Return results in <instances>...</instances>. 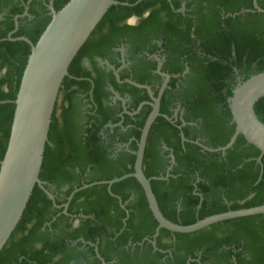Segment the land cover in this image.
Wrapping results in <instances>:
<instances>
[{
    "label": "trees",
    "instance_id": "16d2710c",
    "mask_svg": "<svg viewBox=\"0 0 264 264\" xmlns=\"http://www.w3.org/2000/svg\"><path fill=\"white\" fill-rule=\"evenodd\" d=\"M49 1L0 0V161L30 54L26 42L8 40V35L25 36L35 44L51 20ZM68 1L53 0V7L58 11ZM118 1L129 5H112L77 52L51 117L39 178L57 205L67 202V213L35 185L0 250V264H80L91 257L90 264H101L87 242L97 244L106 264H264V213L191 233L160 228L153 238L158 223L139 182L130 176L108 190L106 181L134 171V152L151 107L144 105L134 119L125 115L121 126L106 127L119 121L117 110L104 104L109 92L101 75L92 76L81 65L86 57L98 71L96 57L106 58L111 48L128 43L130 60L137 59L132 70L120 73L121 80L151 85L156 95L162 79L152 75L156 61L146 55L158 52L164 57L161 69L171 78L147 136L143 172L147 178L165 176L170 167L167 178L150 181L165 218L189 225L213 214L258 206L264 204V155L257 148L242 135L224 154L203 150L192 141L217 148L232 136L228 99L239 82L264 72V13L253 8L252 0ZM257 3L264 9V0ZM131 18L137 22L129 23ZM109 80L115 91L133 95V109L150 100L145 89L119 84L111 72ZM78 90L91 97L93 106L79 126L72 101ZM176 106L180 113L175 118ZM254 110L264 124V97ZM124 143L127 149L120 148ZM84 184L91 185L69 199ZM74 219L78 222L72 227L69 220Z\"/></svg>",
    "mask_w": 264,
    "mask_h": 264
},
{
    "label": "water",
    "instance_id": "95a60500",
    "mask_svg": "<svg viewBox=\"0 0 264 264\" xmlns=\"http://www.w3.org/2000/svg\"><path fill=\"white\" fill-rule=\"evenodd\" d=\"M252 3L256 11L264 13V9L258 5L257 0H252ZM117 4L129 5L125 2L120 3L118 0H69L60 10L56 11L53 7V0H50L47 6L51 20L35 44L25 36L12 38L11 33L8 35V40L26 42L30 46V54L14 100L15 110L6 151L0 161V250L21 219L35 185H38L52 202L55 200L53 193L39 178V173L57 95L73 58L107 10ZM23 15H27V9ZM18 17H15V29L18 27ZM131 23L135 24L136 20L132 19ZM107 65L113 71L116 80L120 82L118 71L109 63ZM160 66L161 61L158 59L157 73L162 76L163 81L156 95L149 85L125 79L128 84L145 89L150 98V101H142L134 112H125L134 115L144 105H149L151 110L141 128L137 150L134 152V171L106 181L108 190L113 183L130 176L139 182L144 190L148 207L158 223L153 238L158 235L160 228L171 232L191 233L216 222L264 213V204H261L213 214L189 225L174 223L161 213L150 181L167 178L170 167L165 176L147 178L143 172L147 136L151 125L160 115V100L171 78L170 74L160 70ZM116 97H119L117 93ZM262 97H264V72L244 82H239L233 90V95L228 99L234 132L227 144L209 148L198 140L192 142L203 150L224 154L232 147L236 137L242 135L247 143L253 145L261 155H264V124L257 118L254 110L256 102ZM165 117L171 121V118ZM113 125L109 124V126ZM181 139L188 141L183 133H181ZM171 161H174L173 157ZM95 183L98 182L91 184ZM91 184L76 188L70 194L69 199L74 192ZM67 205L65 204V207ZM97 257L101 264H106L98 253Z\"/></svg>",
    "mask_w": 264,
    "mask_h": 264
},
{
    "label": "flooded vegetation",
    "instance_id": "af4514ba",
    "mask_svg": "<svg viewBox=\"0 0 264 264\" xmlns=\"http://www.w3.org/2000/svg\"><path fill=\"white\" fill-rule=\"evenodd\" d=\"M132 19H135V18H131L128 22L131 23V20ZM136 22H137V20H136ZM129 50H130L129 49V44L128 43H125V42H121L116 47H113V48L110 49V51L108 52V55H107L108 57H106V58L96 57L94 59V61L96 62L95 63V66L98 69V71L96 69H94V67L91 64V60L90 59L84 57L82 59V61H81V65L86 70L90 71L91 74H92V76H96V74L101 75V82L103 83V88L109 92V95L107 97V100L104 101V104L106 103L107 105H110V106L112 105V106L115 107V110H117L116 116L119 118V121L117 123H115V125H113V126H109V124H111V123H107L106 124V127L113 128L115 126H121L122 123H123V120H124V116L125 115H129L130 118H133L134 119V117L140 112V111H138V113H136L134 115H130V114H128V113L125 112V111H127V112L131 113V112H134L136 110V108H137L136 107L135 109H133L132 106H131L132 101H133V95H131V93H129L127 91H115L112 88V86L110 85V80H109V73L111 72L113 74V76H114V73L108 67L107 63H109L110 65H112L116 69V71H118L119 79L120 80H121L120 73H126V72H128V71H130V70L133 69V65H135V61H136L137 57H134L135 59L130 60V57L132 56V54L130 53ZM146 56L149 59L156 61V68H155V70H153L152 75H155V74L156 75H159L161 77L162 81H163L162 76L157 73V66H158V59H159L161 61L160 70L162 71L161 68H162V63L164 61V57L160 56V54L158 52L156 54L146 55ZM109 58L112 61H114L117 66H115L114 63H112ZM141 66L142 65H138V67H141ZM114 78L116 80V77L115 76H114ZM126 79H131V78H126ZM162 81H161V83H162ZM116 82L119 83V84L127 83V82H125V79L124 80H121L120 82H118L116 80ZM161 83H160V85H161ZM160 85L158 86V90H159ZM149 86L151 87V85H149ZM75 88H76V86H73V87H71L70 90L75 89ZM151 89H152V87H151ZM91 91L92 90L90 89L89 93H91ZM116 93L119 95V97H116ZM72 101L76 104V109H77V112H78V116L76 117V120H75L76 121V124L78 126L79 125H83L85 123L84 122L85 121V115L87 113H90V111H91L90 109L93 107L92 104H91V97H89V98L86 97L85 96V93H83L82 90H78V92L75 93V97L72 99ZM66 105H67V103H66ZM142 107H141V109H142ZM179 113H180L179 107L176 106L173 109V117L176 118ZM171 120H172V118H171ZM126 126L129 127V126H131V124H128ZM122 147H124L125 149H127V144H125V143L124 144H120V148H122ZM54 199H55V195H54ZM65 204H67V202L64 203V204H61V205H57L55 203V200L53 202V206L54 207H57V208L63 207L64 208L63 209V212L66 214L67 213L66 212L67 207H65ZM69 222H71V226L74 227V226L77 225L78 220H76V219H74V221L69 220ZM79 240H81V239L79 238ZM88 243L90 245H93L94 246V251L96 252V255L95 256H97V253H98V246H97V244L96 243H92V242H87V243H84V245H87ZM72 245H74V243H72ZM84 245H83V247H84ZM83 247L82 248H78V250H82ZM92 260H93V258L91 257L88 260L89 262H86L85 260H81L79 262H80V264H90V262ZM68 264H76V261L73 260V261H71Z\"/></svg>",
    "mask_w": 264,
    "mask_h": 264
}]
</instances>
